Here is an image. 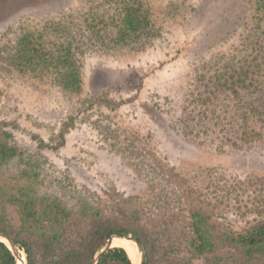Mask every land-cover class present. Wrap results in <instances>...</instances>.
Here are the masks:
<instances>
[{"label": "rangeland", "instance_id": "374dc122", "mask_svg": "<svg viewBox=\"0 0 264 264\" xmlns=\"http://www.w3.org/2000/svg\"><path fill=\"white\" fill-rule=\"evenodd\" d=\"M145 2L152 35L131 48L103 51L80 33L77 95L0 63V129L40 161L44 191L65 199L80 191L107 210L126 201L156 247L184 244L191 205L244 232L264 222V147L227 142L198 115L193 93L216 61L247 55L255 0ZM87 9L88 0H0V54L10 56L22 27L69 15L78 24ZM155 157L180 188L155 170ZM113 246L129 254L127 240Z\"/></svg>", "mask_w": 264, "mask_h": 264}, {"label": "trees", "instance_id": "16d2710c", "mask_svg": "<svg viewBox=\"0 0 264 264\" xmlns=\"http://www.w3.org/2000/svg\"><path fill=\"white\" fill-rule=\"evenodd\" d=\"M153 26L145 0H88L78 24L69 15L32 29L22 27L13 52L9 57L0 54V63L40 84L77 95L83 88L82 31L92 46L119 51L149 38ZM244 46L247 55L222 58L198 75L193 99L198 115L220 129L227 142L264 147V0H255ZM39 143L40 150L48 148ZM17 165L19 170L12 171ZM154 167L161 177L182 186L157 157ZM42 175L40 161L27 158L13 135L0 129V231L24 249L28 264H89L113 231L137 237L145 248L144 264H194L196 259L203 264H264V222L239 233L223 230L210 221L206 210L191 205V231L184 235V244L156 247L138 224L140 212L126 201L107 210L80 191L65 199L43 190ZM0 264H16L2 242ZM98 264L132 262L124 248L115 247Z\"/></svg>", "mask_w": 264, "mask_h": 264}, {"label": "water", "instance_id": "95a60500", "mask_svg": "<svg viewBox=\"0 0 264 264\" xmlns=\"http://www.w3.org/2000/svg\"><path fill=\"white\" fill-rule=\"evenodd\" d=\"M116 238L126 239L128 241L134 242L138 251L141 254V258H137V256L134 259V262L132 264H144L145 263V248L142 244L137 242V237L132 234H127L119 231H113L109 234V237L107 240L95 251L91 261L89 264H98L102 256L108 252L110 249L119 247V246H113L114 240ZM0 242L4 243L8 249L11 251L12 255L14 256L16 260V264H19L21 261L22 264H28L27 255L24 249L20 248L15 240L8 236L7 234L0 231ZM131 259V258H130Z\"/></svg>", "mask_w": 264, "mask_h": 264}, {"label": "bare ground", "instance_id": "6f19581e", "mask_svg": "<svg viewBox=\"0 0 264 264\" xmlns=\"http://www.w3.org/2000/svg\"><path fill=\"white\" fill-rule=\"evenodd\" d=\"M114 242H115V240H114ZM128 242H129V247H130V248H128V251H129L128 255L131 258V261L134 262V259H135L136 256H137V258L139 257V259L141 258V254L138 251V249H137V247H136L134 242H131V241H128ZM19 264H20V262H19Z\"/></svg>", "mask_w": 264, "mask_h": 264}]
</instances>
